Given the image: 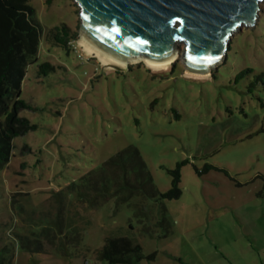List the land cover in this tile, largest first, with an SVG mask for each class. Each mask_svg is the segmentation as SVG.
<instances>
[{
	"label": "rangeland",
	"instance_id": "rangeland-1",
	"mask_svg": "<svg viewBox=\"0 0 264 264\" xmlns=\"http://www.w3.org/2000/svg\"><path fill=\"white\" fill-rule=\"evenodd\" d=\"M30 4L41 39L20 91L29 107L19 114L36 129L13 140L0 167V251L12 249L9 264H107L95 253L108 236L156 253L135 264H264V0L256 25L237 31L224 63L200 78L185 74L184 43L166 69L145 61L110 68L80 45L74 0ZM63 24L77 34L69 51L49 34ZM44 62L55 65L46 75L39 73ZM128 146L140 150L161 192L171 187L168 169L185 162L181 196L164 202L168 236L152 224L159 209L152 199H145L150 217L143 222L136 198L118 204L110 197L90 210L70 192L67 202L87 221L80 244L59 250L46 241L45 253L19 245L18 235L39 237L47 226L56 192ZM206 165L216 168L199 173Z\"/></svg>",
	"mask_w": 264,
	"mask_h": 264
},
{
	"label": "trees",
	"instance_id": "trees-1",
	"mask_svg": "<svg viewBox=\"0 0 264 264\" xmlns=\"http://www.w3.org/2000/svg\"><path fill=\"white\" fill-rule=\"evenodd\" d=\"M49 34L55 45L67 51L77 36L67 24L54 27ZM40 39L41 26L35 18V9L30 0H0V167L11 158L13 140L36 129V125L20 116L19 112L22 108L29 107L20 98V91L27 66L38 53ZM39 68V73L46 75L55 69V65L44 62ZM251 71L250 68L242 70L236 79ZM183 164L185 162H180L175 168L168 169L172 176L171 187L166 192H161L154 183L140 150L136 146H128L108 158L100 167L87 171L77 182L72 181L66 189L56 192L50 202L51 208L46 212L50 220L42 229L41 237L18 235L17 241L31 253H45L46 241L59 250L79 245L87 221L78 208H72L70 202H67V194L70 192H75L77 199L90 210L110 197H114L118 204L130 203L136 198V215L143 222L149 221L150 217L145 199H152L159 204L157 221L152 224L162 228L159 237H166L172 232V224L164 202L181 196ZM213 168L216 167L206 165L199 173ZM52 209L56 211L55 214ZM34 217L36 219V215ZM152 228L149 224L144 225L146 233L155 235ZM78 253L73 251L71 255ZM95 254L97 259L104 260L107 264H135L144 258H156V253L145 255L141 244L127 236L106 237L105 243ZM13 256L12 249L7 245L3 246L0 264L11 263Z\"/></svg>",
	"mask_w": 264,
	"mask_h": 264
},
{
	"label": "water",
	"instance_id": "water-1",
	"mask_svg": "<svg viewBox=\"0 0 264 264\" xmlns=\"http://www.w3.org/2000/svg\"><path fill=\"white\" fill-rule=\"evenodd\" d=\"M261 1L74 0L79 38L127 62L164 61L184 43L185 70L196 75L212 74L224 63L233 35L256 25Z\"/></svg>",
	"mask_w": 264,
	"mask_h": 264
},
{
	"label": "bare ground",
	"instance_id": "bare-ground-1",
	"mask_svg": "<svg viewBox=\"0 0 264 264\" xmlns=\"http://www.w3.org/2000/svg\"><path fill=\"white\" fill-rule=\"evenodd\" d=\"M79 43L88 54L95 55L104 65H107L110 68L125 69L129 63L138 62L135 59H133L130 62H127V61L122 60V59L114 58V57L106 54L105 52H103L102 50L97 48L96 46H94L85 37H81L79 40ZM175 58H176V56H173V57H171L167 60H164V61H151L147 58H144L143 61H145L146 64L150 68H153L155 70H161V69H166L167 66L174 61ZM185 74L188 76H191V77L200 78V77H206L210 73H208L207 75H196V74H191V73L185 71Z\"/></svg>",
	"mask_w": 264,
	"mask_h": 264
}]
</instances>
